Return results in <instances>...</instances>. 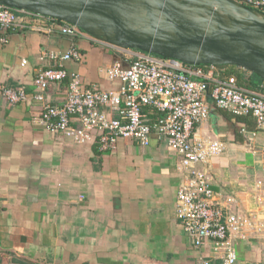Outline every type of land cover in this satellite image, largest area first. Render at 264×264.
<instances>
[{
  "label": "crops",
  "instance_id": "1",
  "mask_svg": "<svg viewBox=\"0 0 264 264\" xmlns=\"http://www.w3.org/2000/svg\"><path fill=\"white\" fill-rule=\"evenodd\" d=\"M3 34L9 40L0 41V264H222L215 243L196 247L177 218L180 156L167 139L152 134L147 146L120 139L114 150L101 151L95 141L76 143L38 124L44 103H59L66 93L64 83L53 84L44 100L35 97L37 71L55 64L41 60L44 52L77 47L83 57L65 67L85 87L118 90L120 81L105 78L106 67L141 51L86 31L71 37L0 28ZM219 72L237 75L248 89L264 85L254 87L256 74L238 65H217ZM4 84L23 85L27 98L11 104ZM205 98L209 113L197 132L227 147L199 168L213 189L236 196L235 214L264 220V129L252 115L218 108L211 88ZM235 248L236 264H264V233L237 239Z\"/></svg>",
  "mask_w": 264,
  "mask_h": 264
},
{
  "label": "built area",
  "instance_id": "2",
  "mask_svg": "<svg viewBox=\"0 0 264 264\" xmlns=\"http://www.w3.org/2000/svg\"><path fill=\"white\" fill-rule=\"evenodd\" d=\"M246 1L264 8V0ZM17 27L71 37L85 34L77 24L0 3V28L6 32ZM8 40L5 34L0 35V41ZM80 58L74 46L66 52L48 50L41 55V60L49 59L55 64L37 71L34 82L40 92L35 97L44 100L51 85L63 82L66 93L59 103H44L38 124L76 143L95 141L101 151L114 150L120 139H134L144 146L149 145L152 134L167 139L180 156L177 218L196 247L213 241L222 264H236L235 241L249 238L252 232L264 233V220L235 214L230 206L237 203L236 196L212 188L199 165L222 155L227 146L222 139L203 138L197 131L208 117L205 94L210 88L218 108L252 115L258 128L264 129V85L248 89L240 86L234 75L217 74V64H189L141 51L126 63L119 60L106 67L105 78L120 81L118 90L90 88L84 86L77 71L64 65ZM2 94L11 104L27 98L23 85L4 84ZM146 109L155 117L149 116ZM209 263L204 260V264Z\"/></svg>",
  "mask_w": 264,
  "mask_h": 264
},
{
  "label": "water",
  "instance_id": "3",
  "mask_svg": "<svg viewBox=\"0 0 264 264\" xmlns=\"http://www.w3.org/2000/svg\"><path fill=\"white\" fill-rule=\"evenodd\" d=\"M43 1L49 3L50 5L49 10H47L45 5H43L42 3ZM232 1H237L242 6L248 9H252L238 0H232ZM67 2L70 4V8L67 11H57V9H55L53 0H15V1L0 0L1 4H4L14 9H27V10L39 12L43 15L53 16L64 21L77 24L80 28L92 34L96 38L117 45L122 48L137 49L142 52L151 53L162 57L174 58L189 64H217V65L234 64L253 71L264 81V56L253 50L245 43H243L240 37L236 33L229 31L223 32V35L231 37L233 39L234 45L240 48V52L235 54L233 57H224L220 55L215 50L211 41L204 40L195 36L183 37L180 40L169 41L165 43H139L131 34L115 26L116 16L113 10L112 0H67ZM89 4L101 5L102 7L101 9L105 14L108 30L112 35L110 36L111 38H105L96 35L95 33L88 30L78 20V17L83 15V11L85 10V7ZM194 45L197 46L202 51H204L205 53H207L209 55V58L189 59V58L180 57L179 55L174 53V50L178 47H189ZM249 56L252 58L253 65H247L244 63V60Z\"/></svg>",
  "mask_w": 264,
  "mask_h": 264
},
{
  "label": "bare ground",
  "instance_id": "4",
  "mask_svg": "<svg viewBox=\"0 0 264 264\" xmlns=\"http://www.w3.org/2000/svg\"><path fill=\"white\" fill-rule=\"evenodd\" d=\"M15 1V0H9ZM57 1V2H56ZM179 4L198 9L202 13L209 15L211 28L207 34L195 33L191 36L199 37L212 42L217 53L224 57H233L240 52V48L234 45L233 39L223 35L224 31L236 33L241 41L253 50L264 56V14L248 9L237 1L232 0H177ZM60 0H55L54 5L57 11H67L70 6L66 0L65 6L60 4ZM43 5L50 9L48 2L43 1ZM181 6L175 8L177 12ZM132 10V8H131ZM78 20L91 32L100 37L111 38L109 30H105L95 20L89 5L85 7L83 15ZM249 28L254 30H248ZM217 34V36H216ZM139 43H156L140 37L133 36ZM157 41H175L170 37H158ZM177 41V40H176ZM174 53L183 58L189 59H208L209 55L197 46L178 47ZM247 65H253L252 58L249 56L244 60Z\"/></svg>",
  "mask_w": 264,
  "mask_h": 264
},
{
  "label": "rangeland",
  "instance_id": "5",
  "mask_svg": "<svg viewBox=\"0 0 264 264\" xmlns=\"http://www.w3.org/2000/svg\"><path fill=\"white\" fill-rule=\"evenodd\" d=\"M60 1L59 3L65 6L66 0ZM112 3L116 27L132 36L156 43H165L157 41L158 37H170L176 41L195 33L207 34L211 28L209 15L198 9L183 6L177 0H112ZM179 6L181 8L176 12L175 8ZM89 7L93 20L108 30L101 5L89 4Z\"/></svg>",
  "mask_w": 264,
  "mask_h": 264
},
{
  "label": "trees",
  "instance_id": "6",
  "mask_svg": "<svg viewBox=\"0 0 264 264\" xmlns=\"http://www.w3.org/2000/svg\"><path fill=\"white\" fill-rule=\"evenodd\" d=\"M240 1L241 3L247 5L248 7L252 8V9H255V10H258L259 12L261 13H264V8L262 7H255L253 4L251 3H248L246 0H238ZM13 29V28H12ZM80 50V49H79ZM80 55H81V58L83 57V52L80 50ZM80 58V59H81ZM237 76V75H236ZM258 81L256 82L255 80L253 82H251V84L255 87L257 84H259V82H264L261 78H259L257 75H256ZM65 85H66V82H63ZM257 89V88H256ZM152 117H155V116H152Z\"/></svg>",
  "mask_w": 264,
  "mask_h": 264
}]
</instances>
